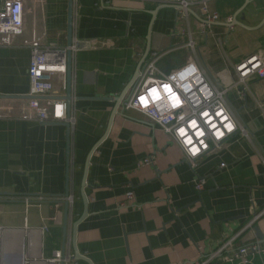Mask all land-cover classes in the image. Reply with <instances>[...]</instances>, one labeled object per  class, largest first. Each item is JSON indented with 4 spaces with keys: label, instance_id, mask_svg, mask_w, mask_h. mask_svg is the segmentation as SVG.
<instances>
[{
    "label": "crops",
    "instance_id": "1",
    "mask_svg": "<svg viewBox=\"0 0 264 264\" xmlns=\"http://www.w3.org/2000/svg\"><path fill=\"white\" fill-rule=\"evenodd\" d=\"M225 4L215 0L210 7L223 20L214 25L223 45L199 32L197 13L191 22L200 63L221 85H230L231 63L264 55V0H244L223 11ZM43 7L42 41L67 48L69 0H45ZM229 18L242 25L230 27L224 22ZM177 19L175 7L150 1L74 0L78 49L70 137L66 120L0 118L5 264H49L57 254L65 256L64 264H88L72 260L76 250L92 264H194L236 237L233 249L264 245V80L250 82L246 100L235 91L228 95L248 135L234 132L197 159L195 168L168 135L136 111L122 109L139 87V71L151 52L188 42L175 36ZM184 51L193 57L174 63L170 51L158 63L160 71L168 75L194 59ZM30 57L29 46L0 50V96L29 95ZM54 84L50 98L64 97L63 78L56 76ZM2 102L10 112L28 104ZM145 159L152 163L138 166ZM198 179L206 180L202 192ZM83 190L88 214L75 230L85 210ZM128 192L136 196L133 205L126 203ZM213 264L229 263L220 258ZM250 264H264V258L251 257Z\"/></svg>",
    "mask_w": 264,
    "mask_h": 264
},
{
    "label": "built area",
    "instance_id": "2",
    "mask_svg": "<svg viewBox=\"0 0 264 264\" xmlns=\"http://www.w3.org/2000/svg\"><path fill=\"white\" fill-rule=\"evenodd\" d=\"M150 1L161 5H168L175 7L177 10V21L185 23L176 32L175 36L179 38H187L188 42L183 45H176L170 51H177L178 49L190 50L194 54V59L190 60L184 66L178 68L174 72L165 75L158 66L159 61L169 52H151L149 58L145 61L139 71V87L133 94L123 103L122 109L125 112L136 111L143 115L155 128L168 135L183 151L186 160L193 168L196 167L197 159L207 155L210 151L218 149L220 145L228 139L234 132H240L244 136L248 133L244 126L238 120V117L230 105L228 95L231 91H235L242 100L247 99V95L251 93L250 82L255 79L264 80V55L253 54L238 61L231 63L229 73L233 78L230 85H221L217 78L212 77L207 70L200 63L196 53V42L194 40V31L191 22V11L197 13L202 21L197 22L199 32L204 36H214L219 45H223V38L214 30V25L223 22L219 15L210 11L211 4L215 0H140ZM44 2L45 0H0V50L3 48L14 46H29L31 49L30 65L28 69V76L30 81L31 97L28 104L24 109L15 110L10 112L3 107L0 101V118L2 117H15L28 121H37L43 124L56 123L67 120L68 110L67 104L64 101L50 98V95L55 90V77L60 76L63 78V89L66 90L67 78V51L68 49H58L46 45L41 38V27L43 28L44 22ZM225 23L232 26L233 19L229 18ZM43 31V29H42ZM78 43L73 42L70 48L73 54L78 49ZM195 65L198 69V76L190 79L188 82L192 83L193 80L199 81L187 93L177 92L181 99L185 101L179 109H174L167 112V102L165 101L160 105L165 112L159 111L156 107L150 106L148 109L132 107L141 96L146 95L153 85H149L146 89L144 84L147 80L152 79L155 81L168 82L169 77L181 73L188 66ZM248 73V75H245ZM187 87V85H184ZM207 88L211 93L210 97L205 96L201 91ZM174 91L177 89L174 87ZM45 98V104L39 101ZM262 107V105H259ZM209 113L210 118L216 125L212 128L207 124L203 113ZM153 113H155L153 115ZM220 113H223L221 115ZM183 115L185 119L179 120ZM169 116H175L176 119L168 121ZM195 120L198 124V129L205 132L203 137H196L195 131L190 128V123ZM72 121V117L69 120ZM231 123L233 130L228 131L226 125ZM183 127L187 130L188 135L193 139V143L200 149L196 156L189 154L188 149L184 146V141L177 137V129ZM167 129H171L168 131ZM216 131H222L224 136L217 138ZM203 140V144L201 143ZM206 145V147H205ZM152 163L149 159H145L138 163V166H148ZM222 168L224 165L221 166ZM196 188L202 192L206 188V180L198 179ZM136 201V196L133 192L126 194V203L133 205ZM128 205H123L126 208ZM252 224L247 226L244 231L251 229ZM243 231V232H244ZM237 238V237H236ZM236 238L225 243L217 252L212 253L208 257L195 262L194 264H213L218 259H223L229 264H250L251 257L260 255L264 258V245L258 243H251L244 247L233 249L234 241ZM60 255L57 254L53 260H49V264H56L60 262ZM0 264L4 263L3 255V231L0 229ZM23 264H31L28 260H24Z\"/></svg>",
    "mask_w": 264,
    "mask_h": 264
},
{
    "label": "clouds",
    "instance_id": "3",
    "mask_svg": "<svg viewBox=\"0 0 264 264\" xmlns=\"http://www.w3.org/2000/svg\"><path fill=\"white\" fill-rule=\"evenodd\" d=\"M198 74L199 73L196 66L190 65L181 73L169 77V81L163 82V84L161 81L149 79L145 82L144 88L147 89L149 85L153 86L150 88L146 95L141 96L136 102H134L132 107L140 108L142 106L143 109H148L151 102L152 106L156 107L161 112H165V110L161 108L160 105L166 101L168 105L167 112H170L174 109H179L182 107V105L185 104V101L181 99V96L178 95L177 92H189L195 86V84L199 83V81L193 80L192 83H189L188 81L198 76ZM245 75H248V73H245ZM262 75H264V73H262ZM184 85H187V87H185ZM174 87L177 89V91L173 90ZM201 91L205 94L206 98L211 96V93L207 88H204ZM154 114L155 113H153V115ZM220 114L223 115V113ZM203 116L206 119L207 124L211 125L212 128L216 127V125L210 118L209 113L205 112L203 113ZM175 119V116L168 117V121H172ZM184 119L185 116L183 115L179 117L180 121H183ZM226 127L229 132L233 130V125L231 123L227 124ZM190 128L193 130L198 129V124L195 120L190 123ZM167 130L171 131V129ZM176 135L178 138L184 141V146L188 149L190 155L196 156L199 154L200 149L194 145L193 139L188 135L186 129H184L183 127L177 129ZM195 135L196 137H203L205 135V132L202 130H196ZM215 135L217 138H222L224 136V133L222 131H216ZM201 143L203 144V140H201Z\"/></svg>",
    "mask_w": 264,
    "mask_h": 264
},
{
    "label": "water",
    "instance_id": "4",
    "mask_svg": "<svg viewBox=\"0 0 264 264\" xmlns=\"http://www.w3.org/2000/svg\"><path fill=\"white\" fill-rule=\"evenodd\" d=\"M69 18H68V36H69V41H68V51H67V78H66V95L64 97L61 98H57L60 101H64L67 104V110H68V117H67V122L64 123L63 125L67 128V133L70 137V133H71V123H70V119H71V108H72V102H73V94H72V85H73V52L70 49L73 45V21H74V0H69ZM191 14L196 16L195 13L193 11H191ZM155 16V14H153ZM235 22L233 21L232 26L234 25H242L240 23H238L236 21V19H234ZM200 21H202L200 19ZM234 24V25H233ZM148 41H149V45H151V31L149 33L148 36ZM150 51V47H148L147 49V53H146V57L148 56ZM146 57L144 59V61L146 60ZM142 66V65H141ZM124 97H121L119 99V102H117V108L119 107L120 103L123 101ZM15 99H23V100H30L31 97L30 96H23V97H9V96H0V101H4V100H15ZM39 99H45V98H39ZM117 111V110H116ZM115 111V113H116ZM58 123V122H56ZM56 123H50V124H56ZM46 124V123H45ZM86 183H87V169L85 170V174H84V179H83V189L86 187ZM82 195H83V201H84V205H85V210H84V214L81 217V219L75 224V230L77 228V225L79 223H81L87 216L88 214V200L87 197L85 195L84 190L82 191ZM66 198H69V193H66ZM69 205L67 203V209H68ZM67 214H66V223H67ZM257 234L258 237H260L259 235V230L258 228H255L254 230ZM264 242V240L262 241ZM64 260H65V256L63 255L61 257V264H64ZM73 261H84L88 264H92L88 259H86L85 257H83L77 250L75 252L74 257L72 258Z\"/></svg>",
    "mask_w": 264,
    "mask_h": 264
},
{
    "label": "rangeland",
    "instance_id": "5",
    "mask_svg": "<svg viewBox=\"0 0 264 264\" xmlns=\"http://www.w3.org/2000/svg\"><path fill=\"white\" fill-rule=\"evenodd\" d=\"M243 1H244V0H226V4H225V6H224L223 11H224L226 8H228V7L232 8V6H238V5L242 4ZM219 15H220V14H219ZM183 25H186V24H185V23H182V22H180V21L177 22V28H178V29H179L180 27H182ZM179 44H180V42H179ZM179 44H177V45H179ZM173 52H175V53H173ZM171 53H173V54H171L172 57H175V59H176V60H174V58H172L174 63L178 62L179 60H180V61H181V60H184V58H189L190 56L193 57L192 54L187 53L186 51H184V49H178L177 52H176V51H172ZM162 60H163V59H162ZM161 62H162V61H161ZM182 66H184V65H182ZM182 66H181V67H182Z\"/></svg>",
    "mask_w": 264,
    "mask_h": 264
}]
</instances>
